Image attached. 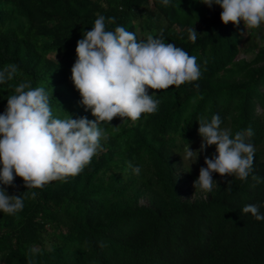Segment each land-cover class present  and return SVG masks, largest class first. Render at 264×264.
<instances>
[{
	"label": "trees",
	"instance_id": "16d2710c",
	"mask_svg": "<svg viewBox=\"0 0 264 264\" xmlns=\"http://www.w3.org/2000/svg\"><path fill=\"white\" fill-rule=\"evenodd\" d=\"M221 11L201 0H0V69L18 68L0 84V114L15 88L29 82L50 93L54 118L95 119L70 77L77 41L98 15L106 30L123 26L138 40L151 35L175 44L201 69L194 82L157 90L154 114L103 123L108 138L78 175L37 189H26L20 177L0 185L24 197L19 212H0V264H264V220L241 212L255 204L264 214L260 152L246 182L217 174L203 198L185 197L191 176L179 153L200 138L201 116L218 114L233 135L250 127L247 142L264 144V23L244 36L243 23L223 24Z\"/></svg>",
	"mask_w": 264,
	"mask_h": 264
},
{
	"label": "clouds",
	"instance_id": "9594fccd",
	"mask_svg": "<svg viewBox=\"0 0 264 264\" xmlns=\"http://www.w3.org/2000/svg\"><path fill=\"white\" fill-rule=\"evenodd\" d=\"M170 0H162L168 6ZM211 8L218 5L220 21L234 26L243 23L244 30L257 29L264 23V0H201ZM106 18L98 15L91 30L77 41L76 60L71 67V81L79 92L80 105L91 110L94 120L85 117L54 118L50 107V93L44 87L32 88L22 82L10 95L3 114H0V185L12 186L20 177L26 189H37L52 181H66L78 175L101 150V140L108 138L101 127L114 118L136 122L142 114H154L160 101L154 99L157 90L179 87L198 80L201 69L195 56L163 39L138 40L136 34L117 26L106 30ZM114 24L115 18L109 17ZM197 32L189 29V39L195 42ZM18 68L9 64L0 69V84L12 80ZM149 89L153 90L149 93ZM52 92V90H51ZM52 97V95H51ZM201 137L197 150L185 147L184 159L189 165L198 155L215 146V154L204 159L193 187L203 193L212 191L216 182L212 174L235 176L246 182L253 173L254 145L247 142L252 129L237 131L221 128V118L198 120ZM188 165V168H189ZM131 167V165H129ZM139 166L133 173L139 175ZM259 183V178L252 175ZM27 195V193H25ZM36 192H31L35 198ZM24 206V197L8 195L0 187V212L13 215ZM242 214H251L264 220V214L255 204L245 205Z\"/></svg>",
	"mask_w": 264,
	"mask_h": 264
},
{
	"label": "rangeland",
	"instance_id": "374dc122",
	"mask_svg": "<svg viewBox=\"0 0 264 264\" xmlns=\"http://www.w3.org/2000/svg\"><path fill=\"white\" fill-rule=\"evenodd\" d=\"M242 31H243V35L245 36L248 32H251L250 30L245 29L244 30V26L242 27ZM252 33L254 34L255 31H252ZM51 56H55V54H50ZM243 55H239L238 58H242ZM252 57V55H245V58L247 60H249ZM200 143H201V137L197 138L194 142H192L191 144H189L190 149L192 150H197L200 147ZM215 149V146H210L208 147L203 154H199L197 161L191 165H189L190 161L184 159L185 156V147L181 150L180 154V159H181V163H182V168L184 169V171H186L188 174H190L191 178L188 181L187 185H186V190H188L187 194L185 195V197L190 200L193 201V199L195 198H203V192H201L200 190H196L193 187V182L198 178L199 175V169L201 167H205L204 164V159L206 156L210 157L212 150ZM255 151H258L261 153L262 157L264 158V144L261 145L260 147H256ZM189 165V168H188ZM213 180L215 182H217L218 180V176L216 173L212 174Z\"/></svg>",
	"mask_w": 264,
	"mask_h": 264
}]
</instances>
